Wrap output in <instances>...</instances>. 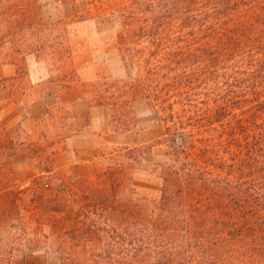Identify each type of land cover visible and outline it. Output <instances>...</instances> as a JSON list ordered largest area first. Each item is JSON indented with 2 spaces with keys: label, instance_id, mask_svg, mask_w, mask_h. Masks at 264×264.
Returning a JSON list of instances; mask_svg holds the SVG:
<instances>
[{
  "label": "trees",
  "instance_id": "1",
  "mask_svg": "<svg viewBox=\"0 0 264 264\" xmlns=\"http://www.w3.org/2000/svg\"><path fill=\"white\" fill-rule=\"evenodd\" d=\"M217 9L200 26L182 0L136 2L132 19L149 43L136 49L145 73L120 96L93 84L88 98L112 107L121 132L136 130L137 102H151L172 158L156 165L162 189L149 198L133 184L143 148L118 147L105 188L81 197L74 227L58 232L59 264H188L208 251L228 264H264V0H222ZM1 111L0 228L21 235L33 218L17 195L13 159L38 161L34 181L51 187L54 152L5 125ZM0 250L11 257L14 246L0 239Z\"/></svg>",
  "mask_w": 264,
  "mask_h": 264
},
{
  "label": "rangeland",
  "instance_id": "2",
  "mask_svg": "<svg viewBox=\"0 0 264 264\" xmlns=\"http://www.w3.org/2000/svg\"><path fill=\"white\" fill-rule=\"evenodd\" d=\"M137 1L141 2L112 0L110 5H104L100 0H4L0 3L1 119L7 126L21 125L28 140L48 145V151L54 152L51 187L45 180L36 185L38 161L13 159L16 192L33 223L32 227L26 224L21 235L10 236L8 230L0 228V239L14 246L11 257L0 250V264H14L13 260L22 258L28 263L59 264L55 245L58 232L74 227L81 197L95 198L105 188L104 172L120 146L143 148L133 184L140 194L159 197L162 178L156 165L172 158V149L163 139L164 131L151 102L138 101L136 130L121 132L112 107L92 105L88 98L93 84L120 96V87L127 80L145 73L146 63L139 60L136 49L149 43L136 28L140 21L132 19ZM182 1L186 14L196 17L200 26L209 24V16H216L212 14L222 3V0ZM141 10L145 24L152 13L147 7ZM19 243L23 247L15 248ZM207 254L188 264H228L210 251Z\"/></svg>",
  "mask_w": 264,
  "mask_h": 264
}]
</instances>
